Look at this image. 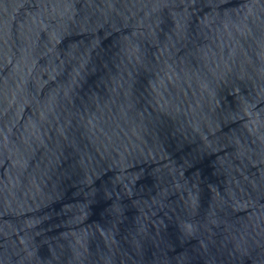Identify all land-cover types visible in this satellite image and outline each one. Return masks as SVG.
<instances>
[{"label": "water", "instance_id": "water-1", "mask_svg": "<svg viewBox=\"0 0 264 264\" xmlns=\"http://www.w3.org/2000/svg\"><path fill=\"white\" fill-rule=\"evenodd\" d=\"M0 264H264V0H0Z\"/></svg>", "mask_w": 264, "mask_h": 264}]
</instances>
